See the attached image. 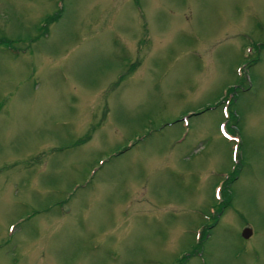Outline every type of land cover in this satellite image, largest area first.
<instances>
[{
    "label": "rangeland",
    "instance_id": "rangeland-1",
    "mask_svg": "<svg viewBox=\"0 0 264 264\" xmlns=\"http://www.w3.org/2000/svg\"><path fill=\"white\" fill-rule=\"evenodd\" d=\"M0 264H264V0H0Z\"/></svg>",
    "mask_w": 264,
    "mask_h": 264
},
{
    "label": "trees",
    "instance_id": "trees-1",
    "mask_svg": "<svg viewBox=\"0 0 264 264\" xmlns=\"http://www.w3.org/2000/svg\"><path fill=\"white\" fill-rule=\"evenodd\" d=\"M56 15H57V14H56ZM56 15H53V16H50V17L46 18V19H45L46 22L49 23V22H52L53 20H55V16H56ZM225 98H226V97H225ZM224 101H225V99L223 98V101H222V102H224ZM222 102H221V103H222ZM228 102H229V101H228ZM228 102H227V104H228ZM218 103H219V102H218ZM219 106H220V105H219ZM224 107H225V106H224ZM225 110H226V111L223 113V115H224V124H223V127H227V124H226L227 121H226V119H228V117H229V113L227 112V108H226V107H225ZM225 121H226V122H225ZM225 129H227V128H225ZM226 132H227L228 135H227V137H225V138H229V137H230V134L232 135V133H230V131H227V130H226ZM225 181H227L228 183L230 182L228 178L225 179ZM224 203H225V204H226V203L228 204L229 202H228V201L226 202V199H225L224 202L222 201V202L220 203L219 207L222 208V206L224 205ZM227 204H226V205H227Z\"/></svg>",
    "mask_w": 264,
    "mask_h": 264
},
{
    "label": "water",
    "instance_id": "water-1",
    "mask_svg": "<svg viewBox=\"0 0 264 264\" xmlns=\"http://www.w3.org/2000/svg\"><path fill=\"white\" fill-rule=\"evenodd\" d=\"M251 234V231L248 229V228H244L241 233H240V236L241 238L243 239H247Z\"/></svg>",
    "mask_w": 264,
    "mask_h": 264
}]
</instances>
